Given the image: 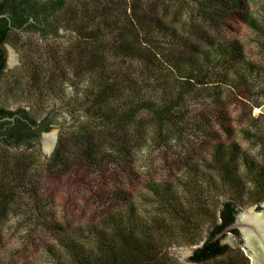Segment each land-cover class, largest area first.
I'll return each instance as SVG.
<instances>
[{"label": "trees", "instance_id": "obj_1", "mask_svg": "<svg viewBox=\"0 0 264 264\" xmlns=\"http://www.w3.org/2000/svg\"><path fill=\"white\" fill-rule=\"evenodd\" d=\"M248 3L249 0H75L66 4L64 0H1L0 16H7L0 18V23L11 22L21 28L32 19L25 29L34 33L55 31L58 26L75 32L78 42L66 54L65 62L77 83L92 78V84L81 108L85 123L68 139L58 140L49 160L40 163L33 145L15 154L0 147V216L8 214L22 199L44 210L34 186V179L44 172L42 168L59 178L78 173L84 177L95 170L106 185L116 186L115 181L126 175L131 157L145 144L147 136L155 146L167 147L193 129L211 133L212 123L217 120L221 121L218 130L231 137L233 129L226 108L229 96L217 87L240 85L241 78L234 75L238 74L236 66L243 55L236 40L220 39L217 33L233 24L258 30L260 26ZM16 44L19 48L18 34ZM134 63L139 65V78L129 70ZM35 65L39 64L34 63L31 83L38 97L43 98L65 83L63 73L57 75L50 70L43 74L44 69ZM209 83L218 84L211 94L205 93ZM138 95L140 102L136 101ZM194 103L198 105L196 125L189 117ZM30 123V131L23 135L12 131L17 146L24 138L34 141L50 131L45 120L37 122L32 117ZM210 153L207 172L202 175L197 169L204 157L201 162L187 160L188 178L180 183L182 178L177 180L182 190L171 183L149 185L161 213L148 221L141 220L134 208L127 215H105L100 224L91 227L87 240L75 235L63 242L66 250L60 264H171L161 252L160 235L179 222L181 229L189 226L198 231L204 220L212 221V230L193 252L190 263L251 264L241 251H231L221 244L226 234L214 238L233 223L238 212L251 206L255 210L264 208V169L249 171L250 164L246 162L249 170L241 171L242 153L233 141L213 142ZM120 168L123 169L118 172ZM248 183L251 190L246 187ZM115 186L111 187L114 194ZM214 192L218 193L217 199L224 197L218 202V211L208 201ZM230 233L240 240L237 231ZM188 243L195 244L196 240Z\"/></svg>", "mask_w": 264, "mask_h": 264}, {"label": "rangeland", "instance_id": "obj_2", "mask_svg": "<svg viewBox=\"0 0 264 264\" xmlns=\"http://www.w3.org/2000/svg\"><path fill=\"white\" fill-rule=\"evenodd\" d=\"M73 1L75 0H69L66 4ZM248 6L255 23L260 26L258 30L233 24L217 33L220 39L236 40L243 55L242 61L236 66L238 74L234 75L241 78L240 85L235 83L236 88L231 85L217 87L225 96H229L226 108L233 129L232 136H223L221 130H218L221 121L217 120L212 123L213 135H209L211 133L208 130L200 132L193 129L180 140L169 143L167 147L155 146L147 136L145 144L137 148L131 157L132 163L129 164L126 175L115 181L116 186L112 183L106 185L95 170L91 171V167V173H86L88 176L81 177V173H78L61 178L42 168L44 172L34 179L33 185L41 196L39 199L44 202V210L39 211L37 204L34 207L31 201L22 199L24 201L13 206L8 214L0 216V264H60L66 250L63 242L68 237L74 239L75 235L87 240L91 227L100 224V220L107 214L127 215L129 209L134 208L141 220L152 219L157 212L161 213V209L149 185L171 183L179 188L177 180L182 178L180 183L188 178V159L201 162L204 157V163L200 164L197 171L200 170V175L205 174L211 158L210 148L215 141H233L239 145L242 153L241 171L246 173L249 170L246 162L250 164L249 171L264 169V0H249ZM57 28L65 33V38L42 40L31 33L19 36L23 47L28 44L27 50H21L24 65L15 70V80L17 85L20 84L21 90L16 91L13 97L4 99L8 109L25 108L36 121H43L49 113H59L66 118V125L56 128L52 134L56 140L50 153L46 152L45 147L41 150L33 149L40 163L49 160L58 140L68 139L73 130L85 123L81 108L83 102L87 101L84 94L89 92L92 84L90 77L81 83L71 78L72 71L65 62V56L78 40L71 29L62 26ZM35 61L39 64L35 68L41 66L44 69L43 74L52 70L57 75H65V83H60L57 90L54 88L43 98L32 91L31 72ZM15 64L18 65V62ZM129 70L139 78V65L134 63ZM217 85L209 83L205 93L211 94ZM138 97L141 96H136V101L140 102ZM197 106L194 103L189 110L191 123L195 125ZM22 150L25 149L11 152L15 154ZM109 173L112 171L109 170ZM114 186L115 194L111 192V187ZM246 187L251 190L249 183ZM180 189L181 187L179 191ZM249 193H245V196ZM216 194L218 193L214 192L208 201L218 211V202L224 200V197L218 196L217 199ZM254 210L251 206L244 211ZM179 223H174L169 232L160 235L162 238L159 240L163 242L161 252L170 259L171 264H193L189 259L209 237L212 221L204 220L198 231H193L189 226L181 229ZM191 239H195L196 243L189 244ZM221 244L228 246L231 251H241L247 256L242 242L231 233L224 236Z\"/></svg>", "mask_w": 264, "mask_h": 264}, {"label": "flooded vegetation", "instance_id": "obj_3", "mask_svg": "<svg viewBox=\"0 0 264 264\" xmlns=\"http://www.w3.org/2000/svg\"><path fill=\"white\" fill-rule=\"evenodd\" d=\"M31 22L32 19H29L21 28H18V26L11 22L0 23V147L2 146L10 151H16L19 146L31 142V140L24 138L22 141L23 143L17 146L15 141L16 138L14 136L12 137V134H14L12 131L15 132L18 130L19 135H23L27 131H30V120L32 119L30 113L25 108L10 110L4 103L5 97L9 99L15 95L16 86L18 84L15 80V70L16 68L20 69L24 65L21 54V50L23 49L21 38L20 47L18 48L16 37L17 34L20 36L23 33L32 32L31 29H25ZM27 48L28 44L25 45L24 49L27 50ZM15 62H18V65H16ZM25 70H27V68H25ZM27 128H29V130Z\"/></svg>", "mask_w": 264, "mask_h": 264}, {"label": "water", "instance_id": "obj_4", "mask_svg": "<svg viewBox=\"0 0 264 264\" xmlns=\"http://www.w3.org/2000/svg\"><path fill=\"white\" fill-rule=\"evenodd\" d=\"M38 1L40 3H46L50 0ZM64 1L67 3L69 0ZM3 17H6V15L0 16V18ZM30 33L35 34L42 40L65 38V33L59 28H57V30L55 31L45 29V32L43 34L40 32ZM44 120L46 121V123H48L50 131L47 133H41L37 139L21 145L17 149H26L30 148V145H33L34 150H41L47 145L55 129L66 125V118L59 113H49ZM52 140L54 145L56 139L52 137ZM53 148L54 146H52L51 149L46 152L50 153ZM231 231H237L242 242V248L246 251L251 264H264V208H262L261 210L238 212L234 215L233 223L226 226L222 230V232L214 238V240L221 238L224 234H228Z\"/></svg>", "mask_w": 264, "mask_h": 264}, {"label": "bare ground", "instance_id": "obj_5", "mask_svg": "<svg viewBox=\"0 0 264 264\" xmlns=\"http://www.w3.org/2000/svg\"><path fill=\"white\" fill-rule=\"evenodd\" d=\"M52 144H53V140H52V137H51L50 140H49V142L45 146V150L46 151H49L51 149V147H52Z\"/></svg>", "mask_w": 264, "mask_h": 264}]
</instances>
